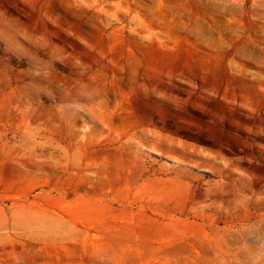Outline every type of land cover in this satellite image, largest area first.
I'll use <instances>...</instances> for the list:
<instances>
[{
	"label": "rangeland",
	"instance_id": "374dc122",
	"mask_svg": "<svg viewBox=\"0 0 264 264\" xmlns=\"http://www.w3.org/2000/svg\"><path fill=\"white\" fill-rule=\"evenodd\" d=\"M0 264H264V0H0Z\"/></svg>",
	"mask_w": 264,
	"mask_h": 264
}]
</instances>
